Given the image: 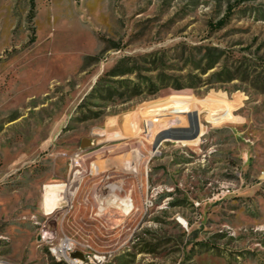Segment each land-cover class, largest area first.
I'll return each mask as SVG.
<instances>
[{"label":"rangeland","instance_id":"rangeland-1","mask_svg":"<svg viewBox=\"0 0 264 264\" xmlns=\"http://www.w3.org/2000/svg\"><path fill=\"white\" fill-rule=\"evenodd\" d=\"M65 238L80 264H264V0H0V264H74Z\"/></svg>","mask_w":264,"mask_h":264},{"label":"bare ground","instance_id":"bare-ground-1","mask_svg":"<svg viewBox=\"0 0 264 264\" xmlns=\"http://www.w3.org/2000/svg\"><path fill=\"white\" fill-rule=\"evenodd\" d=\"M68 192H69V185L68 184H65V183L51 184L46 189V192H45V197H44V202H43V207H44L45 213L52 212L55 208L59 207L60 204L63 203V200H65L66 194ZM54 256L58 260L68 258V260H70L74 264H80L81 263V261L79 259H77V257H74L72 255H71V257H70V255H68V256H65L64 258H62L57 253H54ZM98 258H100V257H98Z\"/></svg>","mask_w":264,"mask_h":264},{"label":"trees","instance_id":"trees-1","mask_svg":"<svg viewBox=\"0 0 264 264\" xmlns=\"http://www.w3.org/2000/svg\"><path fill=\"white\" fill-rule=\"evenodd\" d=\"M34 9H35V0H31V12H33ZM224 22H225L224 20H221L214 27L222 26L224 24ZM113 73L115 74V76H118V75H122L123 76V75H126V74L130 73V72H122L120 70H119V72H117V69H114ZM168 83L169 82L163 81L161 83V85H163V86H171V87H173L174 89H177V90L185 88V86H184L185 84L182 83V82H172V84H168ZM148 89H149L148 92H143L142 88H140V86L137 84V86L135 88V94H134L133 97H138V96L142 95L143 93H146L149 96H155L160 91L161 86L152 82L150 88H148ZM47 253H48V255H50L49 252H47Z\"/></svg>","mask_w":264,"mask_h":264},{"label":"built area","instance_id":"built-area-1","mask_svg":"<svg viewBox=\"0 0 264 264\" xmlns=\"http://www.w3.org/2000/svg\"><path fill=\"white\" fill-rule=\"evenodd\" d=\"M152 204L153 202L151 200H148L146 202L147 207L151 206ZM73 247H74V243L72 242V240L70 238H65L63 242L59 244V246L56 249L57 251H55V253H57L59 256L64 258L65 256L69 255V252L73 249Z\"/></svg>","mask_w":264,"mask_h":264}]
</instances>
